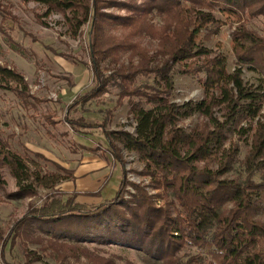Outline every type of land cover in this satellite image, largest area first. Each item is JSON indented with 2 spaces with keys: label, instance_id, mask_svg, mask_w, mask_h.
Instances as JSON below:
<instances>
[{
  "label": "rangeland",
  "instance_id": "rangeland-1",
  "mask_svg": "<svg viewBox=\"0 0 264 264\" xmlns=\"http://www.w3.org/2000/svg\"><path fill=\"white\" fill-rule=\"evenodd\" d=\"M209 1L213 2L211 8H199L212 10L219 22L201 30L199 43L225 54L229 70L241 67L247 87L264 101L263 68L259 63L242 66L237 63L233 43V37L239 31H251L264 39V0L243 1L242 6L236 8L237 16L222 13L221 3ZM97 2L99 11L105 15L138 18L139 12L129 8L142 9L149 0ZM141 16L146 18V23L134 31L135 34H132L134 29H125L117 25L118 22L103 23L104 33L119 46L115 58L106 57L101 62L108 83L102 92L79 104L71 114L73 119L85 117L88 122L103 126L92 131H75L66 120L67 109L94 85L87 47L90 21L74 35L65 13L51 9L42 0H0V64L14 69L25 81L23 83L19 78L0 81V136L11 149L26 158L32 170L40 171L46 184H35L36 195L17 194L16 179L7 166L1 167L0 264H165L145 250L85 238L84 227L65 226V221L51 225L30 220L25 226L13 229L32 204H43L53 192L76 194L80 201L92 206L114 197L122 177L120 203L129 202L135 208V201L146 194L152 196L157 206H169L166 202L172 198L166 197L163 187L157 188L140 153L127 149L114 137L119 157L116 158L109 151V143L101 131L134 133L137 122L131 108L134 104L150 106L143 95L130 92L145 89L142 87L145 84L155 85V75L139 73L127 81L117 75L121 67L122 73L129 74L132 65H138L140 61L136 51H131V45L122 43L128 35L133 44L153 58L150 67L162 63L159 39L152 37L150 32L161 33L169 18L157 10L147 13L146 17ZM200 76L176 73L170 94L172 102L187 104L202 100L205 92ZM123 82L128 94L121 88ZM214 112L219 120H225V108L217 106ZM235 118L225 130V147L234 152L237 146L239 153L233 169L221 178L245 176L243 161L252 146V133L243 130L240 135L238 130L254 128L258 120L243 114ZM178 120V126L187 133L202 130L210 124L207 117L196 111ZM206 163L214 168L219 166L215 160L201 161L199 165L202 167ZM255 178L263 180L264 171L256 173ZM123 203L118 207L129 211ZM226 206L230 208L232 204ZM256 217L264 219V201L260 202ZM196 249L193 247L191 252Z\"/></svg>",
  "mask_w": 264,
  "mask_h": 264
},
{
  "label": "trees",
  "instance_id": "trees-1",
  "mask_svg": "<svg viewBox=\"0 0 264 264\" xmlns=\"http://www.w3.org/2000/svg\"><path fill=\"white\" fill-rule=\"evenodd\" d=\"M42 1L51 9L65 13L74 35L90 21L87 47L94 85L67 109L66 120L75 131H92L103 126L101 123L88 122L85 117H71L79 104L102 92L108 83L109 78L101 62L106 57L115 58L119 46L104 33L103 23L118 22L117 25L125 29H134L132 34H135L134 31L146 23V18L141 15L146 17L147 13L157 10L169 18H166L161 33L150 32L160 42V65L150 67L153 58L146 50L133 44L129 35L122 42L131 45V51H136L134 53L139 55L140 61L138 65H132L129 74L122 73L121 67L117 75L124 81L139 73L155 75V85L145 84L142 86L145 89L137 88L130 92L143 95L146 103L150 104L148 107L134 104L131 108L137 122L135 132L101 131L109 143V151L116 158L119 157L114 137L127 149L140 153L157 188L163 187L166 197L172 200L166 202L169 206H157L152 196L143 194L135 201V208L129 202H122L129 211L122 210L118 207L122 204V177L114 197L92 206L80 201L76 194L53 192L43 204H32L13 229L25 226L30 220L51 225L65 221V226L84 227L85 238L145 250L151 257L165 264H264V219L256 217L260 202L264 201V178L261 181L255 178L256 173L264 171V101L247 87L241 67L229 70L225 54L199 43L201 30L219 22L212 10L199 8H211L213 2L149 0L142 9L129 8L139 12L136 18L105 15L99 11L97 0ZM243 1L246 2L215 0V3L222 4L219 6L222 13L237 16L239 13L236 8L242 6ZM233 43L237 63L241 66L259 63L264 71L262 37L251 31H239L234 35ZM176 73L204 74L200 76L204 98L187 104L172 102L170 94L174 89L173 77ZM12 78H19V81L25 83L21 74L0 64V81ZM124 84H120L121 88L128 94ZM217 106L227 111L224 121L214 115ZM194 111L207 117L210 124L202 130L187 133L178 126V119ZM239 114L252 120L258 118L254 128L243 127L238 130L240 135L243 130L252 133V146L243 161L245 176L238 179L221 178L233 169L235 157L239 153L237 146L234 152L225 147V130ZM210 160L217 161L219 166L214 168L207 163L202 167L199 165L201 161ZM4 166L10 169L16 179L17 194L33 196L38 193L35 184L46 185L40 171L32 170L26 158L11 149L0 136V169ZM228 203L232 207H227ZM193 247L197 248L194 253L191 252Z\"/></svg>",
  "mask_w": 264,
  "mask_h": 264
},
{
  "label": "crops",
  "instance_id": "crops-1",
  "mask_svg": "<svg viewBox=\"0 0 264 264\" xmlns=\"http://www.w3.org/2000/svg\"><path fill=\"white\" fill-rule=\"evenodd\" d=\"M100 203V202H99Z\"/></svg>",
  "mask_w": 264,
  "mask_h": 264
}]
</instances>
